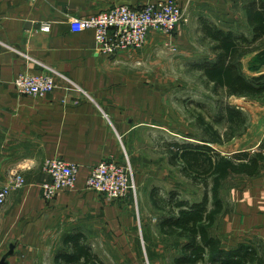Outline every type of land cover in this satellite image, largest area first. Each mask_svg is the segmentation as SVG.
<instances>
[{
	"label": "crops",
	"instance_id": "1",
	"mask_svg": "<svg viewBox=\"0 0 264 264\" xmlns=\"http://www.w3.org/2000/svg\"><path fill=\"white\" fill-rule=\"evenodd\" d=\"M159 1L163 0H0V179L7 183V174L15 171L25 178V185L13 189L0 204V261L15 245L8 264H72L62 256L72 252L67 237L79 232L93 248L97 249L94 238L102 236L119 256L130 255L139 264H154L153 246L158 239L178 240L181 251L186 240L162 233L163 213L151 200L154 189L181 190L171 179L172 169L179 168L172 166L165 148L171 120L170 82L159 74L163 67L156 70L154 64L140 61L154 57L161 46L171 47L174 34L183 40L186 27L173 35L151 32L146 47L113 55L98 52L93 30L70 28L74 18L115 5L140 7ZM249 1L178 0L185 11H192L201 40L200 17L222 30L253 38L244 11ZM43 23L50 28L44 30ZM257 47L242 60L264 50V41ZM25 73L50 74L57 88L42 98L20 94L14 80ZM247 73L248 77L264 74V66ZM52 158L76 163L81 171L74 191L46 201L41 185L49 177L43 166ZM110 159L129 161L134 167L137 193L122 201L86 188L89 169ZM244 191L248 196L254 193L250 187ZM257 193L256 200L242 199L248 204L243 212L231 214L230 220H221V215L210 229L225 250L250 244L260 249V256L264 253L263 177ZM161 247L165 252L170 245Z\"/></svg>",
	"mask_w": 264,
	"mask_h": 264
},
{
	"label": "trees",
	"instance_id": "2",
	"mask_svg": "<svg viewBox=\"0 0 264 264\" xmlns=\"http://www.w3.org/2000/svg\"><path fill=\"white\" fill-rule=\"evenodd\" d=\"M253 38L220 29L207 17L198 19L202 41L210 46L213 57L195 67L201 72L218 103V112L195 113L200 131L199 143L170 140L165 148L172 166L193 185L203 188V197L191 201L178 190L163 193L154 189L151 200L162 212L160 229L163 234L186 240L174 264H264V253L250 244H240L227 251L218 236L210 233L218 218L229 213L221 190L232 175L255 178L264 169V143L255 152L240 151L223 155L214 145H225L248 129V119L238 107L225 102V97H260L264 95V74L248 77L241 69L244 55L255 51L264 41V0H250L244 7ZM197 106L206 109L203 104ZM224 126V130L219 129ZM72 252L62 257L72 264H104L82 233L67 237ZM209 261V262H208ZM83 262V263H82Z\"/></svg>",
	"mask_w": 264,
	"mask_h": 264
},
{
	"label": "rangeland",
	"instance_id": "3",
	"mask_svg": "<svg viewBox=\"0 0 264 264\" xmlns=\"http://www.w3.org/2000/svg\"><path fill=\"white\" fill-rule=\"evenodd\" d=\"M191 13L188 10V21L182 23L179 27L180 29H178L180 31L186 27L183 29L185 31L181 34L183 40H180L179 37L174 34L175 41H173L171 47L166 48L161 46L156 50L154 57L148 56V59L144 57L140 62L154 64L156 70L163 67L164 72L160 69L161 71L159 74L160 76L164 74V78L168 79L170 82L169 107L165 105L169 109L171 116L169 125L170 133L169 140L165 141L179 140L196 144L200 142V131L196 127L193 116L195 113H208L209 111L216 114L219 105L216 103V97L212 93L209 85L206 84L201 72L195 67V65L201 64L203 60L212 58L213 55L209 52V44L200 39V35H198V30L196 29L197 23H195V19H193L194 17ZM199 13L200 11L195 10L194 14L199 15ZM241 62V69L244 73H247L249 69L251 72H258L260 68L262 69V65L264 66V50H261L258 54L247 57L244 61L241 60ZM156 74L158 73L156 72ZM225 102L239 107V109L241 108L243 113L247 116L248 129L243 135L237 136L225 145H214V147L226 156H232L240 151L255 152L260 150L264 143V95L260 97H225ZM198 103L203 104L206 109L197 106ZM159 106L162 107L161 104H159ZM218 127L221 131L224 130L223 125H219ZM157 135L158 132L156 131V137ZM263 171L262 175L255 178H249L244 175H232L223 184L221 198L223 199L226 209L229 210V215L226 214L221 216V220L223 218L230 220L231 214L235 212L240 213L246 208L248 204H245L244 202L246 201L242 199L249 198L250 196V201L251 199H257L260 179L262 177L264 178ZM14 173L12 175L7 174L8 181L5 184L1 183L2 180L0 179V189L10 184ZM180 173V169H172L171 179L173 181L172 183H174V187H176V184L180 185L181 190H179L182 192V195L191 198V201L200 200L203 197V188L193 185L188 179L186 180L182 177ZM248 187L254 189V193L250 196L245 194L244 191V189ZM254 203H256L255 205L257 206V202ZM221 220H219V223ZM236 220L239 222L238 216H236ZM215 229L218 230V227ZM97 237L98 238H94L97 249L93 248V250L96 249V251L100 253L104 264H139L138 259L130 255L125 254V256H119L117 252L110 249L111 246L106 245L102 236L98 235ZM157 241L158 244H156V246L154 244L153 246L154 264H174L173 260L181 253V251H179L178 240L172 238L166 240L165 243L161 239H158L155 243H157ZM254 241H257V238H254ZM166 244L170 245V247L164 252V248H162L161 245ZM175 246L176 249L174 248ZM253 247L260 251V249L255 246ZM175 250H177V252H174ZM141 261H143L142 258L140 259V262Z\"/></svg>",
	"mask_w": 264,
	"mask_h": 264
},
{
	"label": "built area",
	"instance_id": "4",
	"mask_svg": "<svg viewBox=\"0 0 264 264\" xmlns=\"http://www.w3.org/2000/svg\"><path fill=\"white\" fill-rule=\"evenodd\" d=\"M187 21V11L178 0H163L145 3L140 7L115 5L97 14L74 18L70 28L75 32L93 30L98 52L113 55L120 50L144 48L151 32L173 35L180 25ZM42 28L48 30L50 24L43 23ZM1 68L0 61V72ZM14 86L20 94L42 98L57 88V81L50 74L25 73L14 80ZM43 170L49 177L41 185L46 201H53L61 192H72L77 188L81 171L78 164L52 158L45 161ZM24 185L22 173L15 171L10 184L0 189V204L7 201L13 189ZM86 188L103 194L110 200L122 201L131 193H137L134 168L129 161H102L89 169Z\"/></svg>",
	"mask_w": 264,
	"mask_h": 264
},
{
	"label": "water",
	"instance_id": "5",
	"mask_svg": "<svg viewBox=\"0 0 264 264\" xmlns=\"http://www.w3.org/2000/svg\"><path fill=\"white\" fill-rule=\"evenodd\" d=\"M119 5H123V4H119ZM14 251H15V245H12L11 247H10V251L2 258V260L0 261V264H8V262H7V258L9 257V256H11L13 253H14Z\"/></svg>",
	"mask_w": 264,
	"mask_h": 264
}]
</instances>
